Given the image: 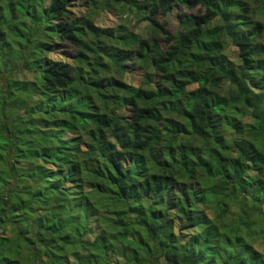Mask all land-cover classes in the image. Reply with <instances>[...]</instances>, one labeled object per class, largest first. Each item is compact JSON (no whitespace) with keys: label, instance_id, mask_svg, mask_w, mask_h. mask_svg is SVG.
Instances as JSON below:
<instances>
[{"label":"trees","instance_id":"16d2710c","mask_svg":"<svg viewBox=\"0 0 264 264\" xmlns=\"http://www.w3.org/2000/svg\"><path fill=\"white\" fill-rule=\"evenodd\" d=\"M257 237L264 0H0V264H264Z\"/></svg>","mask_w":264,"mask_h":264},{"label":"rangeland","instance_id":"374dc122","mask_svg":"<svg viewBox=\"0 0 264 264\" xmlns=\"http://www.w3.org/2000/svg\"><path fill=\"white\" fill-rule=\"evenodd\" d=\"M200 7H195V8H186V7H174L172 9V14L170 16V19L167 21V29L170 32H174L176 31L177 27H178V17L180 14L182 13H187V14H196L197 11L199 10ZM79 12L73 10L74 14L76 16H81L82 13L85 12L83 7L79 8ZM161 21V20H160ZM162 22V21H161ZM93 23L96 26H100V27H107V28H113V29H119L121 26L122 29L128 31V30H133L136 33L141 32L142 30H144L145 28V22H140L137 19H135L131 14H118L116 12H110V11H100L98 12V14L93 18ZM63 50V53H59V54H50L49 56L51 58H57V59H61L63 61H67V62H71L73 59L72 58H66L65 54H71L73 56V54H75L77 52V48L74 47L73 45L69 44L68 42L63 44V48L61 49ZM86 51L88 49H85ZM230 50V51H229ZM229 56L232 57L233 60L236 59L235 57V47H233L232 45H230L229 48ZM89 54V52H88ZM132 76H134L133 78H131ZM25 77L27 79H32V74L30 73H25ZM122 78L126 81V82H131V80L135 81L136 83L140 81V79L138 78V73H133V74H126L124 73L122 75ZM10 228L8 227V230ZM256 248L259 251H262V253H264V241H262L261 238L257 237L256 242L254 243Z\"/></svg>","mask_w":264,"mask_h":264}]
</instances>
